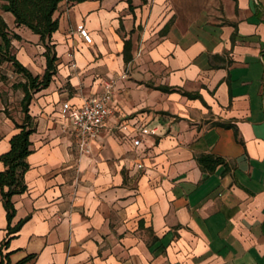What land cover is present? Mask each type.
I'll list each match as a JSON object with an SVG mask.
<instances>
[{"label":"crops","instance_id":"obj_1","mask_svg":"<svg viewBox=\"0 0 264 264\" xmlns=\"http://www.w3.org/2000/svg\"><path fill=\"white\" fill-rule=\"evenodd\" d=\"M0 15L22 39L16 59L41 77L39 37L26 46ZM53 18L55 72L32 95L26 191L12 198L10 226L26 221L9 237L0 195L8 263L264 264V0L63 1ZM7 65L0 156L23 122ZM108 84L111 115L81 154L62 107ZM204 155L224 165L206 174Z\"/></svg>","mask_w":264,"mask_h":264},{"label":"trees","instance_id":"obj_2","mask_svg":"<svg viewBox=\"0 0 264 264\" xmlns=\"http://www.w3.org/2000/svg\"><path fill=\"white\" fill-rule=\"evenodd\" d=\"M66 1L70 5L81 4L86 0H0V13H8L14 18L16 27H25L32 34L39 37V42L44 48L43 56L46 61V68L41 77H34L12 54V41H20L21 38L10 31L4 19L0 15V66L10 64L13 72L20 76L24 83H19L14 88H18L23 93L21 100V112L23 122L16 124L18 133L9 140V150L0 156V162L4 170L0 172V195L7 221V236L17 233L26 219L19 221L11 227V221L15 215L12 202L14 196L22 195L26 191L23 176L28 170L26 158L31 153L29 141L33 133V124L28 115V107L35 92L46 89L55 72L56 56L51 45V36L58 29V20L53 18L61 2ZM130 4V0H125ZM147 0H140L145 4ZM163 92H174L169 88H160ZM201 171L211 174L218 166L224 165V161L213 155H204L197 158ZM7 243L0 244V264L8 263V254H4ZM25 260L17 264L24 263Z\"/></svg>","mask_w":264,"mask_h":264},{"label":"built area","instance_id":"obj_3","mask_svg":"<svg viewBox=\"0 0 264 264\" xmlns=\"http://www.w3.org/2000/svg\"><path fill=\"white\" fill-rule=\"evenodd\" d=\"M76 31L84 43L92 42L91 36L82 25L77 26ZM111 93L112 84H108L101 96L85 98L80 109L70 111L68 104H64L62 107L61 114L67 116V127L73 132L81 154L89 152L91 143L97 138L104 122L111 115ZM132 144L137 147L140 140L135 138L132 140Z\"/></svg>","mask_w":264,"mask_h":264},{"label":"rangeland","instance_id":"obj_4","mask_svg":"<svg viewBox=\"0 0 264 264\" xmlns=\"http://www.w3.org/2000/svg\"><path fill=\"white\" fill-rule=\"evenodd\" d=\"M11 31V30H10ZM21 35L23 36V38L25 39V41H23V43H25L26 44V46L27 45H29V46H35V45H32L33 43H29V42H27V41H32V39L34 38V37H36V36H34L29 30H27L25 27H21ZM22 40V39H21ZM20 40V41H21ZM20 41H18V42H20ZM13 42V41H12ZM20 45L22 46V43H20ZM12 54H14L15 55V53H14V51L12 50ZM15 57H16V55H15ZM3 76H1V80H2V82L5 84V86H7L8 88H12L13 90L15 89H17V88H14L16 85H18L19 84V80H21L22 78L20 77V76H18V75H16L14 72H13V70H12V67H11V65L10 64H8L7 66H6V68L3 70ZM13 85V86H10V85ZM13 106H14V110H13V112L14 111H16V112H18V111H20V106H19V104H18V99H17V102H16V104L14 105L13 104Z\"/></svg>","mask_w":264,"mask_h":264}]
</instances>
